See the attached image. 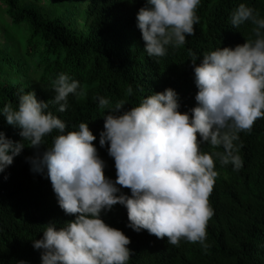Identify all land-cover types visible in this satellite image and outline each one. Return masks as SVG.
<instances>
[{"label": "clouds", "instance_id": "obj_1", "mask_svg": "<svg viewBox=\"0 0 264 264\" xmlns=\"http://www.w3.org/2000/svg\"><path fill=\"white\" fill-rule=\"evenodd\" d=\"M200 3L146 0L136 16L149 56L165 57L170 47L187 43L200 19ZM248 23L253 36L245 43L206 51L202 59L192 54L198 92L189 111H181L172 87L154 91L130 109L124 99L113 103L103 95L93 97L107 110L99 143L115 160V180L106 175L107 164L93 143L97 137L89 122L68 131V124L49 110L51 103L66 111L70 95L83 96L79 80L61 72L51 82L52 99L40 100L35 90H21L17 107L9 102L0 108L24 138L14 141L0 132V172L26 146L35 149L26 157L31 171L46 174L59 206L75 216L59 227L50 221L43 238L33 239L34 247L42 250L41 264H128L131 238L103 218L116 204L127 208L128 226L137 232L167 237L172 245L187 240L205 250L210 247L207 225L214 215L210 195L218 176L216 161L241 170L244 161L236 142L241 132L251 131L264 118V16L240 3L231 12L230 24L239 29ZM54 131L47 145L46 137ZM204 144L212 151H203Z\"/></svg>", "mask_w": 264, "mask_h": 264}, {"label": "trees", "instance_id": "obj_2", "mask_svg": "<svg viewBox=\"0 0 264 264\" xmlns=\"http://www.w3.org/2000/svg\"><path fill=\"white\" fill-rule=\"evenodd\" d=\"M39 1L57 8L74 0H0L7 10L9 29L26 24L31 32L22 59L10 63L7 53L1 61L8 63L15 75L25 69L26 59L35 62L33 74L30 68L25 70L27 80L2 75L0 70V108L9 102L17 107L21 90H35L40 100L52 99L51 82L61 72L79 80L85 94L79 98L70 95L66 111H58L59 106L51 103L49 110L68 124V131L78 128L80 122H89L97 137L93 143L107 164L106 175L113 180L117 178L115 160L99 143L107 110L100 109L93 97L103 95L113 103L124 99L130 109L154 91L172 87L179 94L181 111H189L197 104L198 92L192 54L202 59L206 51L235 47L253 36L251 23L239 29L230 24L231 12L240 3L264 16V0H201L195 34L188 36L184 46L170 47L160 58L148 55L137 27L136 14L146 0H82L79 31L53 17L54 12H43ZM8 27L3 28L1 41L11 31ZM0 132L14 141L24 140L20 129L8 124L3 114ZM56 134L46 137L47 145ZM236 143L244 161L241 170L216 161L218 176L210 195L214 215L207 225V250L199 242L181 240L177 246L169 244L167 237L135 231L128 226L127 208L121 204L103 214L108 224L131 238L133 255L128 264H264V118H258L251 131L241 132ZM201 149L212 151L208 144ZM34 153L35 149L26 146L13 164L0 172V264L20 260L41 264L42 250L34 247L33 239L43 238L50 221L59 227L75 219L59 206L46 174L31 171L26 157ZM122 190L131 194L128 188Z\"/></svg>", "mask_w": 264, "mask_h": 264}, {"label": "rangeland", "instance_id": "obj_3", "mask_svg": "<svg viewBox=\"0 0 264 264\" xmlns=\"http://www.w3.org/2000/svg\"><path fill=\"white\" fill-rule=\"evenodd\" d=\"M39 2L42 7H44L43 12H54L55 15H53V17H60L67 24L79 31L81 27L79 17L83 9L82 0H74L72 3H68V5L60 4V6L57 8L48 5V3L45 1ZM21 5H23V3H21ZM5 12H7V10L0 6V36L3 35V28L8 27V23L6 22H9V19ZM8 30L11 31L8 33L5 40L1 41L2 37H0V70L2 71V75H12L18 80H27L28 76L25 74V70L30 68V72L31 74H33V65L35 64V62L26 59L27 64L25 65V69L21 73H17L15 75L13 74V72L9 71V64L1 61V58H7L6 54L8 53L10 54V63L22 59L25 52V50L23 49L26 48V43L28 38L30 37L31 32L28 30V26L26 24H23L22 28L18 29H9L8 27Z\"/></svg>", "mask_w": 264, "mask_h": 264}]
</instances>
